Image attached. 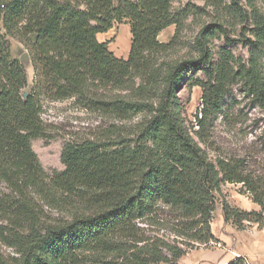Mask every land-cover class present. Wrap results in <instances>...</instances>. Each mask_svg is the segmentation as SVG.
<instances>
[{
	"label": "trees",
	"instance_id": "trees-1",
	"mask_svg": "<svg viewBox=\"0 0 264 264\" xmlns=\"http://www.w3.org/2000/svg\"><path fill=\"white\" fill-rule=\"evenodd\" d=\"M204 1L249 26L250 36L241 41L249 50L247 64L234 65L222 54L214 63L210 39L225 34L228 23L204 27L196 42L199 58L167 67L156 102L91 99L119 119L137 114L144 119L132 139L118 133L115 141L67 146L61 157L65 170L48 183L31 146L46 135L42 96L80 101L88 98L93 83L123 88L134 75L154 74L149 70L154 55L166 48L158 37L177 24L173 0H0V181L12 194L0 197V221L17 231L2 236L19 256L8 259L0 251V264H82L85 253H113L122 241L132 244L133 252L124 251L120 264H177L186 251L165 245L164 253L156 244H144L138 223L164 206L180 214L183 235L208 244L214 240L217 199L227 184L242 185L260 211H243L223 201L225 222L239 230L247 224L264 226V177L248 173L241 159L214 162L202 146L212 150L210 132L235 82L264 112V11L256 0ZM126 23L132 44L128 59H120L98 35ZM9 39L31 57L36 82L27 97V71L12 57ZM199 72L209 82L201 83L196 141L178 94L190 74ZM32 193L50 199L62 194L70 220L45 222ZM228 264L249 262L238 257Z\"/></svg>",
	"mask_w": 264,
	"mask_h": 264
},
{
	"label": "rangeland",
	"instance_id": "rangeland-1",
	"mask_svg": "<svg viewBox=\"0 0 264 264\" xmlns=\"http://www.w3.org/2000/svg\"><path fill=\"white\" fill-rule=\"evenodd\" d=\"M256 3L264 11V0H256ZM171 11L177 24L170 26L159 35V42L166 48L154 55L153 66L149 69L154 70L151 76L149 73L134 75L123 88L93 83L87 90L88 98L80 101L76 98L55 100L47 95L42 96V119L47 127L46 135L33 140L31 146L48 183L55 175L65 170L61 157L67 146L89 141H115L117 139L115 135L118 133L124 137L134 138L135 127L144 119V114L132 115L122 120L99 109V106L93 104L91 99L104 102L116 99L156 102L160 95L161 78L167 67L184 60L199 58L196 42L204 27L218 24L221 20L228 23L225 34L218 33L210 39L209 48L213 52L214 63L222 54L234 65L247 64L249 50L241 41L244 35L250 36L248 25L240 24L225 10L216 9L204 0H173ZM128 25L130 24H122L120 29H115L110 36H107L105 43L113 53L124 43L132 44L131 27L130 32H127L128 37H131L129 39L125 38V34L121 35V31L119 32V30L128 29ZM0 30L3 31L1 26ZM105 37L100 38L102 43ZM9 40L12 57L20 60L27 71L28 87L23 91V95L27 97L36 82L31 57L18 41ZM25 55H28V59H23ZM197 82L200 84H196ZM207 82L209 81L203 73H192L189 81L183 84L178 94L186 126L196 141H199L196 137L198 131L196 117L202 110L203 85L201 83ZM210 135L214 143L212 150L207 149L205 145L202 146L207 150L212 161L215 162L218 158L241 159L245 162L248 173L264 177V112L254 104L240 82H235L230 87L222 101L221 113L216 116ZM222 192L223 194L217 199L211 224L213 241L201 244L183 235L184 222L180 214L161 206L152 219L138 223L137 227L141 239L145 241L144 244H156L164 253H167L165 245L186 251V255L177 264H228L238 257H244L249 264H264V226L247 224L244 230H239L233 224L226 223L222 202L226 201L233 208L247 212H259L260 207L253 202L249 193H245L242 185L227 184L223 186ZM4 195L12 194L7 185L0 181V197ZM30 197L45 222L70 220L72 212L62 194L53 199L45 193H32ZM10 232L17 233L7 222L0 221V251L8 259L18 258L15 248L7 243L10 239L5 240L2 236V233L9 235ZM126 243L120 242L113 253L103 255L85 253L80 263H123L126 256L124 251H130L133 247L132 244Z\"/></svg>",
	"mask_w": 264,
	"mask_h": 264
},
{
	"label": "crops",
	"instance_id": "crops-1",
	"mask_svg": "<svg viewBox=\"0 0 264 264\" xmlns=\"http://www.w3.org/2000/svg\"><path fill=\"white\" fill-rule=\"evenodd\" d=\"M115 1H119V0H115ZM131 1H134V0H131ZM126 25V24H125ZM122 25H119V26H117V27H114L112 30H110L108 33H105V34H100V35H98V39H99V41H100V38L102 37H104V36H106L103 40H104V43L106 42V40H107V36H110V33L111 32H114V30L115 29H117V28H119L120 29V27H121ZM127 28L128 29H124L123 31L122 30H119V32L121 31V35L123 34H125V38L127 37L128 39L129 38H131V37H128L129 36V34L127 33L128 31L130 32V25H128L127 26ZM101 42V41H100ZM122 42V41H121ZM120 42V43H121ZM120 46V45H119ZM130 49H131V42L129 43V45H127V43H126V45H125V43H124V45L122 44V46L121 47H119V48H116L115 49V51H114V54L118 57V58H120V59H128V57H129V54H130Z\"/></svg>",
	"mask_w": 264,
	"mask_h": 264
},
{
	"label": "water",
	"instance_id": "water-1",
	"mask_svg": "<svg viewBox=\"0 0 264 264\" xmlns=\"http://www.w3.org/2000/svg\"><path fill=\"white\" fill-rule=\"evenodd\" d=\"M23 59H28V55H25V57ZM26 97V96H25Z\"/></svg>",
	"mask_w": 264,
	"mask_h": 264
}]
</instances>
